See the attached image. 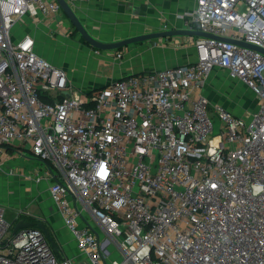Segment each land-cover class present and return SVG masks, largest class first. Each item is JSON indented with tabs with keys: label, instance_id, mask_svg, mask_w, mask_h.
<instances>
[{
	"label": "built area",
	"instance_id": "obj_1",
	"mask_svg": "<svg viewBox=\"0 0 264 264\" xmlns=\"http://www.w3.org/2000/svg\"><path fill=\"white\" fill-rule=\"evenodd\" d=\"M61 10L0 0V152L19 142L57 171L51 196L91 264H264V52L239 43L264 49V0H196L189 29L215 37H197L194 62L83 96H68L67 73L16 29ZM215 67L256 95L248 116L210 107ZM17 224L0 205V264H74L41 228Z\"/></svg>",
	"mask_w": 264,
	"mask_h": 264
},
{
	"label": "crops",
	"instance_id": "obj_2",
	"mask_svg": "<svg viewBox=\"0 0 264 264\" xmlns=\"http://www.w3.org/2000/svg\"><path fill=\"white\" fill-rule=\"evenodd\" d=\"M195 6L196 0H87L78 3L75 11L96 38L116 42L149 32L189 29L186 14ZM30 25L26 31L35 38L36 51L67 73L71 85L67 94L71 95L83 96L115 79L184 65L197 59L195 41L199 36L176 35L156 38L151 43L145 40L119 49L97 50L71 39L69 25L62 28L55 18L37 17L30 20ZM202 91L210 107L219 103L245 116L258 103L254 93L248 99L245 94H238L237 91L248 92V87L220 67L212 70ZM234 96V100L231 99ZM0 156L15 170L13 175L0 173V205L6 207L8 220L13 224L20 221L43 224L59 260L70 257L74 264H91L78 248L75 235L51 196L50 186L57 171L19 142L2 146ZM23 196L27 199L20 202L18 199ZM28 207L32 214L26 212ZM84 224L83 220L80 225ZM100 236L104 238L102 232ZM107 245L112 250L111 255L118 256L113 246Z\"/></svg>",
	"mask_w": 264,
	"mask_h": 264
},
{
	"label": "water",
	"instance_id": "obj_3",
	"mask_svg": "<svg viewBox=\"0 0 264 264\" xmlns=\"http://www.w3.org/2000/svg\"><path fill=\"white\" fill-rule=\"evenodd\" d=\"M57 1L60 3L62 10L67 15L69 21L74 25L75 29L79 31L84 41L97 50L119 49L124 46L133 44L135 42H140V41H145V40L151 43V41L156 38L172 37L176 35L215 37L213 34H209L203 31L184 28V29H169V30L149 32V33H144V34H139V35H133V36L123 38L116 42H103L92 34V32L87 28L83 20L78 16L77 12L65 0H57ZM239 43L249 46V47L257 48L264 52V49L254 46L253 44H248L245 42H239ZM141 72H148V71H141ZM68 96H70V94H68ZM35 225L41 228L44 231L45 235L50 239V234L48 230L46 229V227L43 224L36 223V222L20 221L15 226L13 232L18 231L20 228L30 227V226H35Z\"/></svg>",
	"mask_w": 264,
	"mask_h": 264
},
{
	"label": "rangeland",
	"instance_id": "obj_4",
	"mask_svg": "<svg viewBox=\"0 0 264 264\" xmlns=\"http://www.w3.org/2000/svg\"><path fill=\"white\" fill-rule=\"evenodd\" d=\"M57 18H58L57 21H62L64 26L69 25V30H68V31L70 32L69 37H70L71 39H73L74 41L77 40V41L81 42V43H82L83 45H85V46H89V44L86 43V42L84 41V39H83V37L81 36V34L79 33V31H78L77 29H75L74 25L69 21L67 15L65 14V12H64L63 10L60 11L59 16H58ZM29 26H31V25L29 24ZM29 26H28V27H29ZM26 28H27V25L24 24L23 22H19L18 24H16V29H18V30H24V29H26ZM29 28H30V27H29ZM136 44H137V43H136ZM60 51H61V50H60ZM237 92H238V94H240V95L245 94L244 96H246L247 99L250 98L251 95H253L252 92H251V90H249V89H248V92H241V91H237ZM235 97H236V96H234V97L231 98V99L234 100ZM244 98H245V97H244ZM240 99H241V98H240ZM218 104H219V103H218ZM257 105H258V103H257ZM209 114H210V117L212 118V120H213V122H214V125H215V131L218 132L219 129H220L221 123H222V122H221V118H220V116H219L216 112H214L211 108H209ZM1 161H2V165H1V167H0V173H1V174L4 173V174H6V175H8V174L13 175L15 170H14L13 168H11V167L8 165V162L4 163V160H3L2 157H1ZM6 175H5V176H6ZM25 194H26V193H25ZM26 195H27V194H26ZM26 199H27V197H26ZM26 199H25L24 196H23V197H21V199H18V200H19L20 202H22L23 200L25 201ZM18 204H19V202L16 203V205H18ZM25 210H26L27 213L32 214V211L30 210L29 207H28V208H25ZM42 222H44V221L42 220ZM48 232H49V231H48ZM10 233H11V232H8V233H7V236H9ZM55 237H56V236H55ZM106 237H107V235H106V233H104V238H106Z\"/></svg>",
	"mask_w": 264,
	"mask_h": 264
}]
</instances>
